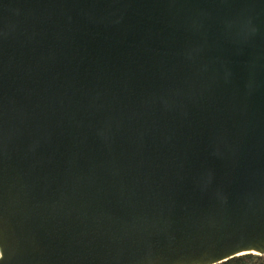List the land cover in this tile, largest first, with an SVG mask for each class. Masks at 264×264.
I'll list each match as a JSON object with an SVG mask.
<instances>
[{
	"label": "water",
	"instance_id": "water-1",
	"mask_svg": "<svg viewBox=\"0 0 264 264\" xmlns=\"http://www.w3.org/2000/svg\"><path fill=\"white\" fill-rule=\"evenodd\" d=\"M264 256V0H0V264Z\"/></svg>",
	"mask_w": 264,
	"mask_h": 264
},
{
	"label": "trees",
	"instance_id": "trees-1",
	"mask_svg": "<svg viewBox=\"0 0 264 264\" xmlns=\"http://www.w3.org/2000/svg\"><path fill=\"white\" fill-rule=\"evenodd\" d=\"M221 264H264V256L257 254H244Z\"/></svg>",
	"mask_w": 264,
	"mask_h": 264
}]
</instances>
